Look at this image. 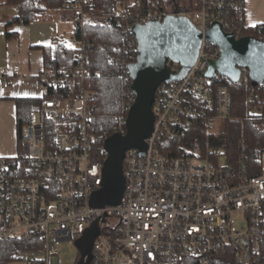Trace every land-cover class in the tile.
<instances>
[{
	"label": "built area",
	"instance_id": "2783aa9c",
	"mask_svg": "<svg viewBox=\"0 0 264 264\" xmlns=\"http://www.w3.org/2000/svg\"><path fill=\"white\" fill-rule=\"evenodd\" d=\"M89 1L69 0L65 7L73 22L67 45L74 50L73 67L39 74L43 93L58 94L43 101L35 112L38 121L18 128L17 153L0 156V240L30 242V249L19 257L23 264H60L56 243H74L97 219L100 231L92 243L90 264H213L228 250L245 262L263 259L264 150L251 164L243 136L234 161L216 145L180 154L165 143L180 141L195 121L203 123L207 134H215V123L231 119L232 96L223 75L207 73L209 60L217 59L220 49L205 40L204 32L216 20L236 38L245 36L240 25L244 4L242 8L231 3L236 8L232 19L223 0H201L197 11H178L203 34L196 60L181 79L157 86L146 149L140 153L131 148L122 161L125 186L120 202L95 207L90 198L102 187L103 142L108 136L103 133L102 146L94 147L88 126L95 94L86 86L93 45L74 32L87 19L112 21L135 39L134 24L162 21L174 10H163L158 0H116L109 10L87 14L82 5ZM257 38L264 40V35ZM122 48L129 51L121 42L113 46L115 51ZM122 64L130 84L122 104L125 114L115 118L114 133L125 134L135 95L128 64ZM167 64L172 72L180 69L177 63ZM239 69L238 80H250L248 69ZM19 70L15 64L12 75ZM251 111L260 113L255 105ZM220 156L224 162H219Z\"/></svg>",
	"mask_w": 264,
	"mask_h": 264
},
{
	"label": "trees",
	"instance_id": "16d2710c",
	"mask_svg": "<svg viewBox=\"0 0 264 264\" xmlns=\"http://www.w3.org/2000/svg\"><path fill=\"white\" fill-rule=\"evenodd\" d=\"M69 0H2L1 5H14L17 12L6 17L1 22L6 39L17 36L16 31L10 30L15 24H28L40 19H48L55 10H65ZM116 0H90L83 4L87 14H96L101 10H109ZM229 18H234L236 8L231 3L237 2L243 8V0H223ZM159 6L166 11L178 9L180 12H192L201 8V0H158ZM60 8V9H58ZM243 35H264V23L248 26L244 20L240 22ZM81 40L90 42L93 47L89 51L90 76L86 86L93 90L96 104L93 119L90 121L88 131L93 137L94 147L102 146L103 133L110 136L114 133L115 118L124 113L122 104L127 97L129 78L124 72L125 64L134 62L137 56L136 41L124 35L120 26L112 21L99 22L92 19L85 20L80 30L74 32ZM121 42L129 51L124 53L123 48L113 50L115 43ZM42 50L44 70H56L61 67L72 68L75 63L74 50L62 41L53 44L36 46ZM223 81L227 84L232 96L231 119L222 122L223 125L217 133H208L201 121H195L186 135L175 142H165L177 153L204 152L207 144L222 148L230 160H235L238 152V140L243 136L247 145V156L251 164L257 163V157L264 150V81L252 86L250 80L230 81L227 74ZM58 94L49 90L41 97L16 98V123L19 128L31 121L32 114L42 105L43 101ZM259 108L260 113L252 114L251 106ZM51 126V128H50ZM53 131L49 122L48 133ZM19 145V143H18ZM96 150V149H95ZM96 153V151H95ZM97 154V153H96ZM103 156V155H102ZM257 171V169H256ZM254 169L252 173L256 172ZM30 249V242L21 240H0V264H8L18 260L20 255ZM263 259L256 262L241 260L234 251L228 250L215 257L213 264H264V242L261 247ZM79 258V253H78ZM78 261V260H77ZM77 264V263H76Z\"/></svg>",
	"mask_w": 264,
	"mask_h": 264
},
{
	"label": "water",
	"instance_id": "95a60500",
	"mask_svg": "<svg viewBox=\"0 0 264 264\" xmlns=\"http://www.w3.org/2000/svg\"><path fill=\"white\" fill-rule=\"evenodd\" d=\"M177 13L178 9H174L173 14L162 21L151 20L131 28L137 56L128 64V70L135 99L127 111L125 134L113 133L103 142L106 157L102 165V187L90 198V204L95 207L120 202L125 186L122 161L127 150L136 148L143 153L146 149L145 139L153 130L152 105L157 86L181 79L196 60L203 34L190 18ZM204 38L220 49L219 57L209 60V75L227 74L230 81L235 82L240 75L239 68L246 67L252 86L264 81V40L251 35L236 38L216 20L206 29ZM167 61L177 63L179 71L172 72ZM99 231L96 219L75 240L79 253L77 264H90L92 243Z\"/></svg>",
	"mask_w": 264,
	"mask_h": 264
},
{
	"label": "crops",
	"instance_id": "0c3cea01",
	"mask_svg": "<svg viewBox=\"0 0 264 264\" xmlns=\"http://www.w3.org/2000/svg\"><path fill=\"white\" fill-rule=\"evenodd\" d=\"M243 4L248 26L264 23V0H243ZM16 12V6L0 4V156L7 157L19 149L15 99L43 95L38 79L44 70L43 53L36 46L55 41L68 45L73 30L71 13L55 10L48 19L13 25L10 30L17 36L6 39L1 22ZM15 64L20 66L18 75L11 73Z\"/></svg>",
	"mask_w": 264,
	"mask_h": 264
},
{
	"label": "rangeland",
	"instance_id": "374dc122",
	"mask_svg": "<svg viewBox=\"0 0 264 264\" xmlns=\"http://www.w3.org/2000/svg\"><path fill=\"white\" fill-rule=\"evenodd\" d=\"M10 8L12 9L13 7H10ZM69 34H70V32H69ZM31 120L35 121V122L38 121L39 120L38 114L33 113ZM222 125H223V123L218 121V123H215L212 130L213 131H219L221 129ZM5 157H7V156H5ZM10 157H12V156H10ZM219 162H224L223 156L219 157ZM56 246L58 248L59 255H60V260H61L60 264H76L77 263V260L79 259L78 258V249L73 242H69L67 240H62V241H58L56 243ZM8 264H23V263L18 259V260H12Z\"/></svg>",
	"mask_w": 264,
	"mask_h": 264
}]
</instances>
